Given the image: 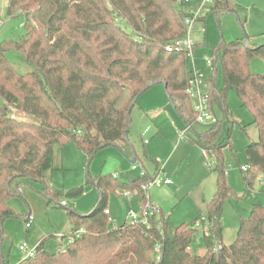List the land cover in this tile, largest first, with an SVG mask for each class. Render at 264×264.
<instances>
[{
	"label": "trees",
	"instance_id": "16d2710c",
	"mask_svg": "<svg viewBox=\"0 0 264 264\" xmlns=\"http://www.w3.org/2000/svg\"><path fill=\"white\" fill-rule=\"evenodd\" d=\"M177 4L178 0H7V14L23 16L25 33L0 41V246L3 221L15 216L8 200L17 194L21 180L43 183L45 194L58 203L62 193L45 182L54 146L73 142L90 159L98 148L125 140L132 109L152 85H164L169 102L193 130L192 101L185 92L190 59L184 49H166L185 36L184 20L192 16ZM213 10L235 9L229 0H215ZM11 51L21 54L31 71L19 72L7 58ZM216 51L221 54L223 89L216 92L215 74L208 77L213 113V100H218L227 118L225 93L233 89L257 129V139L245 146L248 169L241 170L249 193L257 176H264V73L249 68L250 59L264 60V43L249 47L239 39L222 40L215 58ZM220 123L218 119L192 140L202 149H214L217 159L216 190L204 216L173 224L159 208L148 217V227L127 220L110 226L105 212L108 192L129 190L143 204L146 195L140 187L160 167L155 164L153 173L144 168V175L127 181L101 174L89 179L98 196L86 213L58 203L72 225L68 245L49 252L40 240L35 254L17 264H264V205L253 204L240 218L234 240L222 241V206L230 187L221 151L230 138L217 141ZM81 191L77 187L64 196L75 197ZM80 228L83 231L75 236ZM196 242L202 247L195 249Z\"/></svg>",
	"mask_w": 264,
	"mask_h": 264
},
{
	"label": "rangeland",
	"instance_id": "374dc122",
	"mask_svg": "<svg viewBox=\"0 0 264 264\" xmlns=\"http://www.w3.org/2000/svg\"><path fill=\"white\" fill-rule=\"evenodd\" d=\"M229 2L234 11L213 10L215 0H189L177 4L179 10L190 15L198 14L200 18L193 20L189 27V38L194 43V65L205 75L210 73L205 58L215 57V49L222 40L230 42L239 39L249 47L264 43V0ZM23 22L20 14L8 15L7 0H0V41L20 38L25 33ZM7 58L21 73L32 69L17 52H8ZM216 58L214 88L216 92H221L223 76L219 51H216ZM249 68L253 73H264V60L261 57L250 59ZM212 104L215 115L221 121L217 141H226L227 135L230 138V145L221 151L225 179L230 187L222 206V241L230 244L235 238L240 218L248 215L253 204L264 205V184L258 182L260 174L248 193L245 192L240 169V166L247 165L245 146L257 139V129L250 124L251 112L241 105L235 90L229 89L225 93L227 118H224L218 100H213ZM185 127L183 119L169 102L164 85L156 83L140 95L132 109L125 140L98 148L90 159L73 142L56 144L52 167L46 172L45 182L62 193L58 203L64 202L65 207L86 213L98 196L90 182L92 178L101 174L116 175L119 180L126 181L139 176L140 162L151 173L155 172L157 165L162 167V179H169L171 183L151 187L147 192L151 203L159 207L173 224L192 222L206 214V205L216 190L218 172L214 149H208L209 158L206 159L203 149L192 141L207 126L194 123L193 130L181 136L180 130ZM134 157L139 168L136 170L131 169L133 163L130 160ZM209 162H212L211 166ZM77 187L82 188L78 196H64L68 190ZM44 188L43 183L24 178L17 194L8 200L15 216L3 221L0 246L3 264H17L24 258L19 250L22 243L33 247L44 240L45 249L55 252L71 241L72 225L66 209L47 196ZM106 207L109 210V225L119 226L127 220L130 209L140 212L141 203L137 195L124 197L122 191L117 190L108 192ZM26 221L30 222L29 227L25 226ZM196 228H201L199 221ZM197 246L200 248L202 244L196 242L193 245L195 249Z\"/></svg>",
	"mask_w": 264,
	"mask_h": 264
},
{
	"label": "built area",
	"instance_id": "2783aa9c",
	"mask_svg": "<svg viewBox=\"0 0 264 264\" xmlns=\"http://www.w3.org/2000/svg\"><path fill=\"white\" fill-rule=\"evenodd\" d=\"M188 1L189 0H178V3L183 4L184 2H188ZM196 17H198V14L187 16L185 18L184 23L187 27L185 36L175 40L173 44L167 46L166 49L170 51L173 47H175L177 49H184L187 52L189 59L192 61V64L190 65V69H191L190 77L187 81L185 92L192 101L195 123L209 126L218 122L217 116L213 113L210 107V96H209L210 83L207 80L209 76H213L215 74L217 63L214 62V60H216L215 57L205 58L206 65L210 71L209 75H205L202 69H199L194 65L192 58V50L194 43L189 38V27L191 26L193 20H195ZM188 130L189 128L187 127H185L183 130H180V135L184 136ZM203 155L206 159L209 158V153L207 149H203ZM211 164L212 162H209V166H211ZM131 168L134 170L139 169L138 165L135 162L132 164ZM247 169H248L247 165L241 166L242 171H246ZM161 171H162V167H160V169L157 171V174L153 178L149 179L148 181H146L141 185L140 188L146 195V201L145 203L141 204V210L139 213L134 212L132 209L128 211L127 213L128 222L137 223L138 221H140L148 227L149 226L148 217L159 211V207L153 205L149 201L147 192L153 186H157L161 183H164L166 185L171 183L169 179H162L160 175ZM144 173H145V169L140 163L139 175H144ZM113 176L115 177V175ZM258 182L260 185H263L264 176L260 175L258 178ZM122 195L124 197H129L132 195V192L129 190H124L122 191ZM105 212L108 213V210H105ZM25 226L29 227L30 222L26 221ZM82 231L83 229L80 228L78 231H76L75 236H79ZM19 250L23 253L24 258L31 257L35 254L36 246L28 247L25 243H22L19 245Z\"/></svg>",
	"mask_w": 264,
	"mask_h": 264
},
{
	"label": "crops",
	"instance_id": "0c3cea01",
	"mask_svg": "<svg viewBox=\"0 0 264 264\" xmlns=\"http://www.w3.org/2000/svg\"><path fill=\"white\" fill-rule=\"evenodd\" d=\"M144 143H146L145 141H144ZM132 169V168H131ZM155 169H156V167H155ZM159 169V168H158ZM132 170H134V169H132ZM136 170V169H135ZM148 171V170H147ZM158 171V170H157ZM116 176V175H115ZM130 180V179H129ZM127 181V180H126ZM168 185V184H167ZM149 201H150V199H149ZM151 202V201H150ZM108 210V209H107ZM108 215H109V210H108Z\"/></svg>",
	"mask_w": 264,
	"mask_h": 264
},
{
	"label": "water",
	"instance_id": "95a60500",
	"mask_svg": "<svg viewBox=\"0 0 264 264\" xmlns=\"http://www.w3.org/2000/svg\"><path fill=\"white\" fill-rule=\"evenodd\" d=\"M130 162H131V163H134V162H135V158H132V159L130 160Z\"/></svg>",
	"mask_w": 264,
	"mask_h": 264
}]
</instances>
